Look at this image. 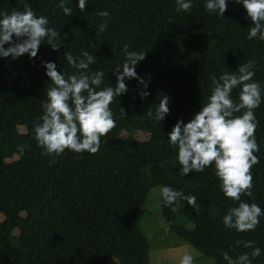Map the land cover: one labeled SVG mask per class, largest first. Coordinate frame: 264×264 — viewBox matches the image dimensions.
Instances as JSON below:
<instances>
[{"label":"trees","instance_id":"1","mask_svg":"<svg viewBox=\"0 0 264 264\" xmlns=\"http://www.w3.org/2000/svg\"><path fill=\"white\" fill-rule=\"evenodd\" d=\"M77 2L70 0L73 14L66 16L57 7L59 0H0V12L23 11L29 4L37 16L48 18L62 40L59 50L44 41L34 58L0 57V264H109L112 259L150 264L139 214L155 186L197 197L198 212L184 200L172 212L162 201L161 217L176 237L214 264H228L221 252L233 259L250 252L235 242L251 240L261 249L251 264H264V215L254 231L226 228L222 218L238 202L221 191L214 165L180 175L177 149L168 141L177 120L187 123L206 102L213 74L234 72L254 59L253 80L262 89L261 104L254 109L259 162L251 169L254 198L242 195L241 200L264 211V40L246 38L252 21L242 4L226 0L227 10L219 16L205 10L206 0H191L188 12H177L175 0H86L84 11ZM101 10L109 18L99 16ZM105 19L108 27L100 32ZM124 44H130L129 51L146 52L135 71L147 88L135 78L125 81L128 91L110 105L116 127L101 137L97 153L65 149L59 156L42 154L33 124L43 113L50 83L43 62H54L67 77L77 70L63 53L80 57L87 50L97 58L90 70L105 73L100 87H114L113 71L125 60ZM141 90L149 95L141 98ZM239 91L236 87L231 93L235 102ZM162 95L169 98V113L158 122L145 113L150 108L155 115ZM137 130L150 138H135ZM124 131L128 138L122 137ZM19 146H25L22 153ZM16 154L18 159L7 161Z\"/></svg>","mask_w":264,"mask_h":264},{"label":"clouds","instance_id":"2","mask_svg":"<svg viewBox=\"0 0 264 264\" xmlns=\"http://www.w3.org/2000/svg\"><path fill=\"white\" fill-rule=\"evenodd\" d=\"M70 0H59L57 7L66 16H72L73 8L67 6ZM242 4L252 24L248 30L247 39L259 38L264 40V0H236ZM176 11L188 12L192 8L191 0H175ZM86 0H78L76 8L84 11ZM204 8L208 13L222 16L227 10L226 0H206ZM99 16L109 18L107 10L98 12ZM49 20L44 15L37 16L29 4L23 11L13 9L0 12V57L11 56L13 59L24 54L36 57L40 45L46 41L53 50H59L60 33L49 27ZM108 27L107 19L99 25V31L104 32ZM9 45L4 47V45ZM130 44L123 45L125 60L117 65L113 73L116 75L115 86H100L105 83L103 71L90 70V65L97 58L87 50L80 57H74L71 52L63 55L69 65L77 71L67 77L57 71L52 61L43 62L50 83L46 86V100L41 102L43 113L33 124L34 138L43 153L49 156H59L65 149L80 153L95 154L101 146V137L116 127L110 105L115 97L128 91L125 81L135 78L147 88V82L135 71L138 62L146 58V52L129 51ZM256 61L248 60L238 66L234 72H224L217 77L213 74L210 95L201 109L187 122L177 120L168 133L170 147L177 149V161L181 165L180 175L190 171L203 172L206 167L214 165L215 175L220 181V188L225 197L238 202V206L229 207L222 222L226 228L237 232L254 231L264 215L256 203L241 200L242 195L250 198L252 192V167L259 162L255 152L259 151L255 140L257 121L254 109L261 104V86L255 82ZM239 87L238 101L231 98L234 88ZM141 98L149 93L139 91ZM169 98L162 95L156 106L155 115L149 108L148 117L162 121L169 113ZM121 116L126 113L120 108ZM236 113H242L236 115ZM25 146H19L22 153ZM51 162H55L54 160ZM164 206H171L176 212L178 200H184L196 212L200 210L197 197L185 195L182 191L169 186L160 188ZM244 248L251 249L233 259L228 252L221 256L228 264H251V261L261 254L259 247H253L251 240L236 241ZM179 264H195L194 255L185 251Z\"/></svg>","mask_w":264,"mask_h":264},{"label":"rangeland","instance_id":"3","mask_svg":"<svg viewBox=\"0 0 264 264\" xmlns=\"http://www.w3.org/2000/svg\"><path fill=\"white\" fill-rule=\"evenodd\" d=\"M18 131L21 134L27 132L25 128H18ZM128 136L129 132L124 131L122 133L123 138H128ZM134 137L141 141H146L150 138V134L137 130L134 133ZM107 140H111V137L109 136ZM18 158L16 154L13 158H8L7 161L10 162ZM161 187L155 186L151 189L147 197L146 206L139 214L140 230L149 241L150 264H179V260L185 251L194 255L195 264H214V260L211 257L200 254L168 230L167 224L161 217L163 201L159 191ZM3 218L1 215L0 221ZM179 220L181 222L182 218ZM109 264H118V260L112 259L109 261Z\"/></svg>","mask_w":264,"mask_h":264}]
</instances>
